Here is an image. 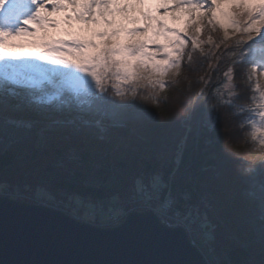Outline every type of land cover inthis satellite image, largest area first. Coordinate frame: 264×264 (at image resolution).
<instances>
[{
	"label": "snow or ice",
	"instance_id": "6c2138e0",
	"mask_svg": "<svg viewBox=\"0 0 264 264\" xmlns=\"http://www.w3.org/2000/svg\"><path fill=\"white\" fill-rule=\"evenodd\" d=\"M161 8L171 12L174 21L183 20V26H170L163 15H156ZM62 12L65 15L58 18ZM141 20V27H128ZM77 23L90 35L73 31ZM216 32L223 34L214 39ZM204 44H213L217 50L222 44L226 47L217 57L223 65L214 70L223 77L213 92L216 103L203 112L189 110L181 122L195 121L214 130L224 122L220 107L227 106L233 115L244 116L240 127L247 129L245 135L253 149H264V0H160L155 7L149 0H0V202L35 198L29 193L30 185L9 179L6 159L9 136L33 132L37 121L32 114L40 116L48 128L70 110L108 105L145 112L149 104L159 106V93L178 82L185 58L191 64L193 53H204ZM237 76L249 87L247 103H238ZM200 79L207 87L212 77ZM224 88L229 89L226 95H222ZM204 93L201 89L197 96ZM9 107L22 115L4 119ZM33 167L24 164L21 174L27 175ZM257 175L260 196L245 232L246 251L236 257L225 251L223 258H216L221 241L204 198L194 201L184 191L187 180L194 177H177L162 167L145 165L135 172L110 168L104 176H97L90 160L69 159L62 168L46 172L36 191L42 193L39 202L44 206L87 209L85 218L120 226L150 213V219L168 229L187 237L198 235L213 257L206 264H264V160L247 162L241 173L250 184L257 182ZM79 185H99L103 191H86ZM134 238L146 245H166L165 237L149 228ZM8 244V223L0 217V252ZM8 264L75 262L18 259ZM114 264L184 262L127 260Z\"/></svg>",
	"mask_w": 264,
	"mask_h": 264
},
{
	"label": "trees",
	"instance_id": "16d2710c",
	"mask_svg": "<svg viewBox=\"0 0 264 264\" xmlns=\"http://www.w3.org/2000/svg\"><path fill=\"white\" fill-rule=\"evenodd\" d=\"M222 34L212 33L214 39ZM203 48V54L199 50L193 53L191 64L185 58L183 71L176 78L178 82L159 93V106L149 104L145 112L138 108L118 110L108 105L101 109L70 110L59 123L48 128L40 116L32 114L37 123L31 134L9 136L6 155L9 179L30 185L29 193L35 198L27 202L35 204L42 196L36 189L45 173L62 168L69 159L90 160L97 176H104L110 168L135 172L145 165L162 167L166 173L177 177H194L195 180H187L184 191L194 201L204 198L209 220L221 241L216 258H223L225 251L233 257L244 253L247 218L258 201L249 199L248 192L256 190L259 175L257 182L250 184L241 173L247 162L258 164L264 160V149H253L245 135L247 129L240 127L244 116L233 115V110L227 106L220 107L224 122L214 130L199 126L195 121L181 122L189 110L203 112L210 104L216 103L213 92L223 77L214 70L223 65L224 62L217 57L226 51V47L222 44L217 50L213 44H204ZM201 61H204L203 66ZM209 76L212 80L206 87L200 78L207 80ZM235 84L240 95L238 103H247L249 87L239 76L235 78ZM201 89H205L204 95L197 96ZM227 93L225 88L222 89V95ZM75 104L72 101L73 109ZM20 115L22 113L9 107L3 118L11 120ZM38 133L44 137L42 140ZM179 151L181 157L177 161ZM28 163L34 167L27 175H22L21 167ZM79 187L86 191H103L99 185ZM62 207L72 212L78 208V216L84 217L87 212L79 207ZM101 221L107 222L91 219L90 223L101 226Z\"/></svg>",
	"mask_w": 264,
	"mask_h": 264
},
{
	"label": "water",
	"instance_id": "95a60500",
	"mask_svg": "<svg viewBox=\"0 0 264 264\" xmlns=\"http://www.w3.org/2000/svg\"><path fill=\"white\" fill-rule=\"evenodd\" d=\"M0 217L8 223L9 244L0 252V264L18 259L114 264L127 260H174L206 264L203 253L182 232L156 223L150 213L128 224L99 227L76 220L68 213L43 204L0 202ZM149 228L165 237L157 247L134 237Z\"/></svg>",
	"mask_w": 264,
	"mask_h": 264
},
{
	"label": "rangeland",
	"instance_id": "374dc122",
	"mask_svg": "<svg viewBox=\"0 0 264 264\" xmlns=\"http://www.w3.org/2000/svg\"><path fill=\"white\" fill-rule=\"evenodd\" d=\"M159 2H160V0H149V3L151 4L152 7H155ZM155 14H156V15H163V16L168 20L169 25H171L172 22L174 21V20L172 19V13H171V12L164 13L162 8L160 9V11L156 12ZM64 15H65V13L62 12V13L59 14L58 18H62ZM117 18H118V19H122V17H120V16H118ZM142 24H143V21L141 20V23H140V24H131V23H129V24H128V27H141ZM82 28H84V26L81 25V24H79V23H77V24L75 25L73 31L78 32V33H79L80 35H82V36H88V35H90V33H89L87 30L81 31ZM225 90H226L227 92L229 91V89H227V88H225ZM182 144H183V143H182ZM180 147H181V146H180ZM180 157H181V151L178 152V155H177V158H176L177 161H178V159H179ZM257 190H258V191H257ZM256 191H257V192H260V190H259V185L257 186L256 190H253V191L248 192V197H249V199H251V200H253V201L259 199V195L256 193ZM249 193H252V195H249ZM37 199L40 200V197L37 198ZM39 200H37L35 204H41V203L39 202ZM26 203H28V202L26 201ZM50 207H52V206H50ZM54 208L63 211V208H62L61 206H58V207L56 206V207H54ZM77 209H78V208H75V210L73 211V213H74L75 215H76V214H79ZM64 212H66V211H64ZM66 213H67V212H66ZM70 213H71V212L69 211L68 214L71 215ZM252 213H253V212H252ZM252 213H251V215L247 218V222H248V223H249V221L252 219ZM77 216H78V215H77ZM72 217L75 218L76 220H79V221H82V222H85V223L91 224V223H90L91 219H89V218H84L83 216H81V214H80V216H78V218H77V217H74V216H72ZM103 221H104V220H103ZM101 222H102V221H101ZM93 224H95V223H93ZM95 226H96V225H95ZM97 226H99V225H97ZM115 226H117V225L114 224V223L102 222L100 227H115ZM197 236H198V235L194 234V235L191 237L192 240L195 242V245L199 248V250L203 253V255L205 256V258H206L207 260L212 259L213 257H211V256L207 253L206 249L202 246V244H201V242H200V239H199ZM246 245H247V243H246Z\"/></svg>",
	"mask_w": 264,
	"mask_h": 264
},
{
	"label": "built area",
	"instance_id": "2783aa9c",
	"mask_svg": "<svg viewBox=\"0 0 264 264\" xmlns=\"http://www.w3.org/2000/svg\"><path fill=\"white\" fill-rule=\"evenodd\" d=\"M61 207H62V205H60ZM58 207V206H57ZM63 208V211H66V212H68V210L67 209H65L64 207H62ZM67 208V207H66ZM74 217H77L78 218V216H74Z\"/></svg>",
	"mask_w": 264,
	"mask_h": 264
},
{
	"label": "bare ground",
	"instance_id": "6f19581e",
	"mask_svg": "<svg viewBox=\"0 0 264 264\" xmlns=\"http://www.w3.org/2000/svg\"><path fill=\"white\" fill-rule=\"evenodd\" d=\"M54 208V207H53ZM100 227V226H99Z\"/></svg>",
	"mask_w": 264,
	"mask_h": 264
}]
</instances>
